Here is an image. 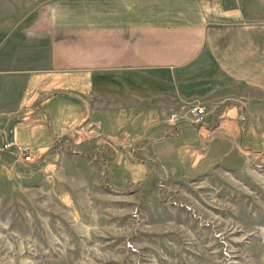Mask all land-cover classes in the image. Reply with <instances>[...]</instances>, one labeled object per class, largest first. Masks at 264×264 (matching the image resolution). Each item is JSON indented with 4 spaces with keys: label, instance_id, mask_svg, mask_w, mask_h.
Listing matches in <instances>:
<instances>
[{
    "label": "crops",
    "instance_id": "crops-1",
    "mask_svg": "<svg viewBox=\"0 0 264 264\" xmlns=\"http://www.w3.org/2000/svg\"><path fill=\"white\" fill-rule=\"evenodd\" d=\"M49 12L44 31L0 24V144L42 126L50 144L68 142L85 125L90 142L156 167L171 159L150 146L170 137L177 167L194 174L236 151L264 154V17L244 0H51ZM224 98L237 105L215 111ZM201 103L214 114L205 152L188 123L174 135L164 124ZM42 148L25 164L40 168Z\"/></svg>",
    "mask_w": 264,
    "mask_h": 264
},
{
    "label": "rangeland",
    "instance_id": "rangeland-1",
    "mask_svg": "<svg viewBox=\"0 0 264 264\" xmlns=\"http://www.w3.org/2000/svg\"><path fill=\"white\" fill-rule=\"evenodd\" d=\"M244 1L264 17V0ZM50 6L0 0V24L44 31ZM227 99L215 111L236 104ZM87 131L50 144L43 126L17 129L20 146L46 148L40 168L0 158V264H264V154L236 151L194 174L177 167L170 137L150 146L158 163L171 159L155 167L147 154L90 142Z\"/></svg>",
    "mask_w": 264,
    "mask_h": 264
},
{
    "label": "built area",
    "instance_id": "built-area-1",
    "mask_svg": "<svg viewBox=\"0 0 264 264\" xmlns=\"http://www.w3.org/2000/svg\"><path fill=\"white\" fill-rule=\"evenodd\" d=\"M209 113L205 112V109L201 105H194L185 115L172 114L167 116L164 124L167 127L166 135H174L177 126L180 123H188L195 132L201 136V141L208 140L213 136L207 124V118ZM214 130V129H213ZM7 133L3 134V143L0 144V151L6 152L14 159V164L19 162L33 163L34 154L31 149L24 148L16 142L8 141Z\"/></svg>",
    "mask_w": 264,
    "mask_h": 264
},
{
    "label": "trees",
    "instance_id": "trees-1",
    "mask_svg": "<svg viewBox=\"0 0 264 264\" xmlns=\"http://www.w3.org/2000/svg\"><path fill=\"white\" fill-rule=\"evenodd\" d=\"M135 155L137 156V154L135 153ZM87 156L89 157V158H93L92 156H91V154H87ZM139 184H141V182H137L135 185H139ZM132 186H134V185H132Z\"/></svg>",
    "mask_w": 264,
    "mask_h": 264
}]
</instances>
